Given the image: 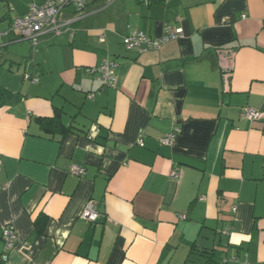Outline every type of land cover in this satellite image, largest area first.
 <instances>
[{
	"label": "crops",
	"instance_id": "crops-1",
	"mask_svg": "<svg viewBox=\"0 0 264 264\" xmlns=\"http://www.w3.org/2000/svg\"><path fill=\"white\" fill-rule=\"evenodd\" d=\"M44 2L0 0V254L4 226L18 237L2 264H264V120L244 116L264 112V0H90L34 49L12 21ZM165 24L184 37L126 50ZM105 59L114 89L88 73Z\"/></svg>",
	"mask_w": 264,
	"mask_h": 264
},
{
	"label": "built area",
	"instance_id": "built-area-1",
	"mask_svg": "<svg viewBox=\"0 0 264 264\" xmlns=\"http://www.w3.org/2000/svg\"><path fill=\"white\" fill-rule=\"evenodd\" d=\"M89 1L90 0H46L42 5L33 4L27 14L16 17L12 21L11 31H16L21 40L29 41L32 47L36 49L40 37H57L63 33V29L68 25V22L65 23L61 20V14L66 8L74 7L78 16H80L85 11ZM142 1L145 3H151L154 0ZM159 1L166 2L167 0ZM2 36L3 34L0 32V38ZM183 37V28L171 24H165L163 34L158 38L150 37L142 32H133L124 38L123 44L128 52L145 54L150 51H159L165 44L182 39ZM101 41L105 42V36L101 37ZM117 68L118 65L115 62L105 59L99 67L89 70L88 73L96 77L104 87L114 89L117 86ZM24 79L32 84L39 83L37 77H32L27 74L24 76ZM244 116L250 121L264 120V112L251 107L244 110ZM179 133V129H175L160 140L161 144L165 146L174 144ZM142 135L143 131H140V136ZM139 145L142 147L144 146L141 140L139 141ZM71 172L78 176L86 174L85 168L77 165L72 166ZM171 176L173 178H178L179 174L177 172H172ZM234 211H236V208H234ZM99 217L100 213L94 201L88 202L80 215V219L88 223H96ZM233 229L234 228H232V230ZM229 233L230 231H225L224 235H229ZM2 239L4 249L0 254V264L8 262L10 252L15 250L17 246L18 237L15 227L12 225L4 226L2 228ZM229 263L248 264L246 262L241 263L237 256L222 260V264Z\"/></svg>",
	"mask_w": 264,
	"mask_h": 264
},
{
	"label": "trees",
	"instance_id": "trees-1",
	"mask_svg": "<svg viewBox=\"0 0 264 264\" xmlns=\"http://www.w3.org/2000/svg\"><path fill=\"white\" fill-rule=\"evenodd\" d=\"M38 121L41 123V126L43 127V129L45 131H47V132H50V133H53L55 131L62 132V130L64 129L63 124L61 123V121H59L56 118H53V119H38ZM65 131H67V130H65ZM43 228L44 227H42V226L40 227V225H39L38 230H39L40 233L44 232ZM202 255L203 256L207 255L206 256V258H207V263L206 264H209V263L219 264V262L214 258V256H215L214 252L203 253ZM186 264H189L188 260H187ZM221 264H222V261H221Z\"/></svg>",
	"mask_w": 264,
	"mask_h": 264
},
{
	"label": "rangeland",
	"instance_id": "rangeland-1",
	"mask_svg": "<svg viewBox=\"0 0 264 264\" xmlns=\"http://www.w3.org/2000/svg\"><path fill=\"white\" fill-rule=\"evenodd\" d=\"M219 256V255H218ZM200 264H204V263H200Z\"/></svg>",
	"mask_w": 264,
	"mask_h": 264
}]
</instances>
